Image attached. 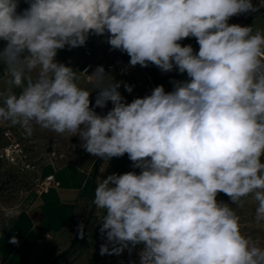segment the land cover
<instances>
[{"label":"clouds","instance_id":"9594fccd","mask_svg":"<svg viewBox=\"0 0 264 264\" xmlns=\"http://www.w3.org/2000/svg\"><path fill=\"white\" fill-rule=\"evenodd\" d=\"M0 0V120L79 136L80 147L103 160L125 154L139 169L111 174L94 191L104 211L101 255L141 246L139 264H264V247L242 233L233 207L256 202L264 224V31L229 24L257 12L252 0ZM129 57L187 74L130 103L121 82L97 92L79 85V71L56 60L58 50L82 47L89 36ZM194 37L198 52L180 41ZM129 93L130 85H124ZM19 89V91H14ZM112 108L98 114L94 108ZM12 214L11 212L9 213ZM84 225H78L81 238ZM17 244V237L9 240ZM111 245V248L109 247Z\"/></svg>","mask_w":264,"mask_h":264},{"label":"crops","instance_id":"0c3cea01","mask_svg":"<svg viewBox=\"0 0 264 264\" xmlns=\"http://www.w3.org/2000/svg\"><path fill=\"white\" fill-rule=\"evenodd\" d=\"M28 7L24 0H20L18 11H22ZM229 24H240L241 26H252L254 31H264V13L244 23L231 22ZM107 34L97 36L92 34L89 36L86 44L82 47L69 49L67 46L58 50L56 60L71 67L74 71H79L85 64L98 66L111 61L119 55H126L120 50H113L107 43ZM181 45H191L195 52H198L199 45L194 37L186 38L180 41ZM5 41L0 40V48L4 47ZM78 83L81 87L93 91L90 96L92 106L95 105L97 92L94 91V85L85 82L80 71L77 73ZM187 74H181L177 69L171 72H162L155 65L149 64L148 67H142L138 72L129 77L110 76L106 79V83L121 82L119 88L120 93L127 102H131L135 98H142L151 94V91L159 85H163L166 92L173 90L171 81L187 80ZM133 87L131 93L125 90L124 85ZM112 108L111 102L105 108H94L100 114L104 115ZM94 157V156H93ZM264 161V158H262ZM90 170L91 168L80 169L74 165H68L64 169L56 172V179L59 186L51 189L49 193L44 194L39 201L30 206L27 210L20 213L5 230L0 237V260L7 264H28L34 251L39 249L40 244L45 236L58 235L59 232L66 229L77 217L83 213V206L90 204L87 213L92 205V189L90 186ZM129 171L139 169L133 168V162L128 155L118 158H111L104 161L98 169L96 176L97 185L100 179H106L111 174H123ZM248 199L243 198L244 208L248 205ZM217 200H228L230 198L219 193ZM86 208H84L85 211ZM94 216L95 224L88 233V241L101 239L106 241L100 233V225L104 216V211L95 206ZM17 237L18 243L9 242L11 237Z\"/></svg>","mask_w":264,"mask_h":264},{"label":"rangeland","instance_id":"374dc122","mask_svg":"<svg viewBox=\"0 0 264 264\" xmlns=\"http://www.w3.org/2000/svg\"><path fill=\"white\" fill-rule=\"evenodd\" d=\"M2 49L3 47L0 48ZM8 78L5 66L0 73V91L8 88ZM14 91L18 92L19 89ZM7 128L18 137L21 147L25 150L28 159L35 163L37 171H21L10 163L0 161V237L20 213L44 195L41 177L49 167H54L57 171L68 165L85 169L91 168L92 163L98 159L80 147L81 143L76 136L71 137L69 133L57 134L34 126L31 135H28L19 125L13 126L10 122L3 120H0V153L9 143L3 136ZM218 201L233 207L240 217L242 233L264 247V224H258L255 221L256 202L248 199V205L244 208V204L236 206L232 201ZM89 205L83 206V213L58 235L44 238L38 244L39 249L34 251L28 264H50L56 256L60 257L54 264H139L138 252L141 246L133 248L131 252L125 249L120 255H101V245L107 241L96 239L90 242L87 235L70 247L71 241L78 232V225L81 222L84 223ZM84 208H86L85 211ZM109 247L111 248V245Z\"/></svg>","mask_w":264,"mask_h":264},{"label":"built area","instance_id":"2783aa9c","mask_svg":"<svg viewBox=\"0 0 264 264\" xmlns=\"http://www.w3.org/2000/svg\"><path fill=\"white\" fill-rule=\"evenodd\" d=\"M252 3L256 6H259V4L261 5L257 12L233 16L228 22L244 23L264 13V0H252ZM129 60L130 57L127 54L119 55L113 60L107 61L106 63L98 66H102L104 68L105 73L108 75L106 79L110 76L129 77L142 68L139 65H136L134 67L131 66L129 64ZM98 66L85 64L81 68H79L80 74L83 76L86 83L94 85V81L90 80L87 75H91ZM83 72H86L87 75ZM23 131L25 130L23 129ZM3 136L9 143L1 151L0 161L10 163L19 168L21 171H37L35 163L28 159L25 150L23 149V147H21L19 139L14 135L13 131L7 128L4 130ZM22 136H25V134H22ZM56 172L57 170L54 167H49V169L45 173L43 172V175L41 177V185L43 187L44 194L49 193L51 189L58 188L59 182L56 179ZM44 238L47 239L49 237L45 236ZM0 264L7 263L3 260H0Z\"/></svg>","mask_w":264,"mask_h":264},{"label":"trees","instance_id":"16d2710c","mask_svg":"<svg viewBox=\"0 0 264 264\" xmlns=\"http://www.w3.org/2000/svg\"><path fill=\"white\" fill-rule=\"evenodd\" d=\"M5 66L0 64V73L4 70ZM127 154H125L124 156H126ZM123 157V156H122ZM114 158H118V157H114ZM106 161L101 159V158H98L96 159L93 163H92V166H91V170H90V186H91V189H92V192H93V195H92V205L90 207V210L89 212L87 213V216L84 220V235H83V238L85 236L88 235L90 229L92 228V226L95 224L96 222V218L94 216V210H95V205L93 203V199H94V191H95V188L97 186V183H96V176H97V172H98V169L99 167L101 166V164ZM81 239L79 233L77 232V234L75 235V237L73 238V240L71 241V244H70V247L74 246L77 241ZM60 256H56L55 258H53V260L50 262V264H54V262L59 259Z\"/></svg>","mask_w":264,"mask_h":264},{"label":"bare ground","instance_id":"6f19581e","mask_svg":"<svg viewBox=\"0 0 264 264\" xmlns=\"http://www.w3.org/2000/svg\"><path fill=\"white\" fill-rule=\"evenodd\" d=\"M96 111V110H95ZM98 114H100L98 111H96ZM102 115V114H100ZM76 138L78 139V141L81 143L80 137L77 135Z\"/></svg>","mask_w":264,"mask_h":264}]
</instances>
